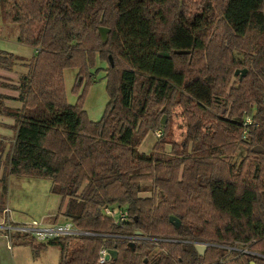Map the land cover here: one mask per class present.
<instances>
[{
	"label": "trees",
	"instance_id": "trees-1",
	"mask_svg": "<svg viewBox=\"0 0 264 264\" xmlns=\"http://www.w3.org/2000/svg\"><path fill=\"white\" fill-rule=\"evenodd\" d=\"M206 4L192 14L185 0H0L1 21L17 24L18 42L34 48L29 59L0 50V68L25 67L9 86L21 106L1 111L14 119V133L0 181L48 178L82 230L166 239L37 242L16 234L18 244L35 254L58 247V264H97L103 245L116 251L110 264H264L251 254L222 261L226 251L212 245L244 242L264 255V0ZM100 27L108 29L104 40ZM95 52L109 62L108 102L91 121L80 103H67L64 71L78 67L81 81ZM240 66L246 73L230 84ZM173 118L185 123L180 141L170 138ZM154 131L161 135L152 150L140 152ZM241 147L246 155L236 164ZM108 204L125 206L128 221L104 216ZM193 242L208 244L202 255Z\"/></svg>",
	"mask_w": 264,
	"mask_h": 264
},
{
	"label": "rangeland",
	"instance_id": "rangeland-1",
	"mask_svg": "<svg viewBox=\"0 0 264 264\" xmlns=\"http://www.w3.org/2000/svg\"><path fill=\"white\" fill-rule=\"evenodd\" d=\"M185 1L191 3L190 9L192 10V14L193 11L199 8L203 3H207L211 7L220 6L222 3V0ZM217 16L218 14L216 10L214 13L210 12L209 20L211 21V29L206 45L209 44L212 36L216 34L215 29L218 26V19H216ZM18 32L19 27L17 24H5L0 19V50L12 51L11 53L18 56L30 58L34 54V48L18 42ZM225 46H227V43H225ZM108 67V60L100 56L98 52H95L91 57V61L87 63V75L83 76L81 81L78 77V67H71L64 71V89L67 103L71 105L80 103L86 113L87 119L91 121H98L101 119L108 102V93L106 89ZM242 69L247 70V67L240 66L235 68V70ZM16 71L23 72L24 69L17 65L13 66L11 69L0 68V84L4 83L9 85L14 84L13 82H17L18 75ZM240 75L241 71L232 77L230 84H232L237 77H240ZM6 92L9 95L6 94ZM1 95L14 97L17 96L18 93L16 90H12L9 87L4 89L0 86V96ZM80 97L81 99L79 100ZM20 106L21 103L12 97L0 98V121L10 123L3 124L0 122V125L3 124L5 126V128L0 127V139L4 138V148L0 150V176L6 169L7 155L13 138L12 135L14 133L10 127L12 126L11 124L14 123V119L5 116L1 111L4 107L19 108ZM180 110V108L177 109V112H180ZM179 118L171 119L168 125L170 138L177 141H180L183 138L185 132V123ZM144 139L141 149L147 151L149 148L145 150L144 144H149V142L152 141V135L149 134ZM170 148V144L165 145L167 152L170 151ZM245 155V148H239L234 157H232V162L238 164ZM52 185L53 182L48 178L37 176L11 175L5 177L4 180L2 179L0 181V204L4 207L2 218H4L5 221L1 222V227H7V222L9 220L21 222L32 220L56 222L68 219L63 213L66 200H63L59 195L51 191ZM141 194L152 195V192H141ZM55 216L57 217L56 221H54ZM3 230L4 229L2 228L0 230V264H58V247L48 246L45 250L39 251L35 254L32 253L29 245L18 244L19 238H14L15 234L10 241L7 240L3 235ZM8 242H10L11 248L7 247Z\"/></svg>",
	"mask_w": 264,
	"mask_h": 264
},
{
	"label": "built area",
	"instance_id": "built-area-1",
	"mask_svg": "<svg viewBox=\"0 0 264 264\" xmlns=\"http://www.w3.org/2000/svg\"><path fill=\"white\" fill-rule=\"evenodd\" d=\"M251 123V118L249 116L245 117L244 125H248ZM245 131V130H244ZM157 136L161 135V131H157ZM102 214L108 218H110L116 225H120L126 221H128V213L123 205H103L100 208ZM5 220L3 219L2 222ZM2 224V223H1ZM4 229V237L10 241V239L15 234H27L30 237L34 238L37 242H46L47 240L60 237V236H80V235H100L103 237L109 238H122L127 242H140V241H149L150 243L157 244L159 241H164L166 239L160 238L158 236L146 235L138 233L134 231L133 234L130 235H114V234H101L94 233L90 231H85L80 229L75 225L72 219H64L62 221L56 222H45L43 220H32V221H13L9 220L7 222V227L2 226ZM195 246L204 244L207 248V243L204 242H193ZM213 246H218L226 251V258L222 259L228 260L237 257L241 254H251L264 257L263 254L250 250L248 245L244 242L234 241L230 244H212ZM8 248H11L10 242L7 245ZM112 258L110 257V249L103 245L99 249L97 264H107L110 263Z\"/></svg>",
	"mask_w": 264,
	"mask_h": 264
},
{
	"label": "water",
	"instance_id": "water-1",
	"mask_svg": "<svg viewBox=\"0 0 264 264\" xmlns=\"http://www.w3.org/2000/svg\"><path fill=\"white\" fill-rule=\"evenodd\" d=\"M108 31L107 28H104V27H100L99 28V32H100V35H101V38L104 40L106 38V32ZM241 71V75L239 78H241V76H243L245 73H246V69H242V70H235V75L238 74V72ZM166 122V116L164 115L163 116V119L161 121L162 124H165ZM257 149V148H256ZM260 150V148H258ZM169 221L172 222L174 224V226H179V220L174 217V216H170L169 217ZM138 233H141L140 231H137ZM131 245H134L133 242H131ZM196 249L197 251L199 252V254H203L205 249H206V246L204 244H200V245H197L196 246ZM110 257L111 258H115L116 257V251L115 250H110ZM107 264H110V263H107ZM251 264H255L254 262H251Z\"/></svg>",
	"mask_w": 264,
	"mask_h": 264
},
{
	"label": "crops",
	"instance_id": "crops-1",
	"mask_svg": "<svg viewBox=\"0 0 264 264\" xmlns=\"http://www.w3.org/2000/svg\"><path fill=\"white\" fill-rule=\"evenodd\" d=\"M3 51H5V52H12V51H6V50H3ZM21 57V56H20ZM22 58H24V57H22ZM26 59H29V57H26ZM22 62H26V60H22ZM17 66H19V67H22L23 69H24V71L23 72H25V67L23 66V65H19V64H17ZM21 69V68H20ZM23 72H18V71H16V73H17V75H18V77H19V75H20V73H23ZM14 84H9V85H16L17 84V82H13ZM9 85H7V84H4V83H1L0 84V86L1 87H3L4 89L5 88H8L9 87ZM10 88V87H9ZM12 89V88H11ZM12 90H14V89H12ZM5 93V92H4ZM6 94H8L7 92H6ZM9 95V94H8ZM10 97H13V96H10ZM14 97H16V96H14ZM6 119H7V117H6ZM1 123H3V124H10V123H6V121H0ZM0 125V127H4L5 128V126L4 125ZM152 135V141L151 142H149V144H144V149L145 150H147L148 148V150L147 151H144V150H142L141 149V146H142V143H144V140L145 139H143V141L141 142V144H140V146L138 147V150L140 151V152H143V153H149L151 150H152V148H153V146H154V144H155V142H156V140H157V138H158V136H157V131H154V132H149L148 134H147V136L148 135ZM147 136H145V137H147ZM4 218H2V214L0 215V224H1V222H2V220H3ZM55 221V220H54ZM19 222V221H18ZM0 230H1V225H0ZM4 235V234H3Z\"/></svg>",
	"mask_w": 264,
	"mask_h": 264
}]
</instances>
